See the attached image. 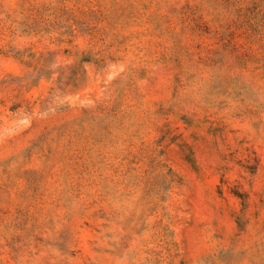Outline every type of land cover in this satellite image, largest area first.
I'll return each instance as SVG.
<instances>
[{"label": "rangeland", "instance_id": "374dc122", "mask_svg": "<svg viewBox=\"0 0 264 264\" xmlns=\"http://www.w3.org/2000/svg\"><path fill=\"white\" fill-rule=\"evenodd\" d=\"M0 264H264V0H0Z\"/></svg>", "mask_w": 264, "mask_h": 264}]
</instances>
